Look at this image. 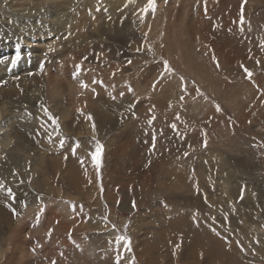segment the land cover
<instances>
[{
	"label": "rangeland",
	"instance_id": "1",
	"mask_svg": "<svg viewBox=\"0 0 264 264\" xmlns=\"http://www.w3.org/2000/svg\"><path fill=\"white\" fill-rule=\"evenodd\" d=\"M0 12L24 16H0V187L29 190L12 226L35 233L29 247L49 238L50 264H264V0H0ZM155 14L160 34L146 35ZM170 24L182 40H167ZM82 98L118 123L98 124ZM73 167L86 188L69 184ZM17 246L0 241V264Z\"/></svg>",
	"mask_w": 264,
	"mask_h": 264
},
{
	"label": "bare ground",
	"instance_id": "2",
	"mask_svg": "<svg viewBox=\"0 0 264 264\" xmlns=\"http://www.w3.org/2000/svg\"><path fill=\"white\" fill-rule=\"evenodd\" d=\"M165 1H167V0H165ZM132 2V1H131ZM124 4V3H123ZM127 4V3H126ZM132 6V5H131ZM81 9V8H80ZM73 11H75V10H73ZM43 12H45L44 13V16L43 15H39V16H36V20H39L38 18H40V16L42 17V19L40 20V22L42 23V24H45V23H51V26H53V23L52 22H54V20H53V18H50L52 15H50L49 14V18H48V15H47V13H49V11H43ZM217 12H219V11H217ZM216 12V13H217ZM1 15H5L6 17H8V18H11V19H13V20H15V21H17V20H20V21H23L24 20V16L22 17L20 14H15L14 16L13 15H9V14H7L6 12H0V16ZM27 15V17H28V14H26ZM132 15V14H131ZM45 16H47V17H45ZM68 16H69V13L67 12V15L66 14H62V15H59L57 18H58V21H59V19L60 20H62V21H64V20H67V18H68ZM133 16V15H132ZM26 17V16H25ZM38 17V18H37ZM134 17V16H133ZM30 18V17H29ZM159 19V17H158V15L157 14H155V15H153L151 18H149V19H147L146 20V27H145V30H144V34H146V35H148V34H150V33H154L155 35H157V33L158 34H160V32H159V30H160V22L161 21H159L158 20ZM195 15H193V18H192V20L189 22V28H190V30L191 31H193L194 33H193V35H195V37L197 38V39H195V37H193V39H195L200 45H203V44H205V42H204V39L202 38V37H200L199 35H196L197 33H198V30L196 29V26H195ZM26 20V19H25ZM18 22V21H17ZM173 23V22H172ZM208 23V22H207ZM197 25V24H196ZM169 26H171L172 27V29L174 30V31H168L169 32V34H168V37H167V40L169 41V42H177L178 40H182V38H180V37H178L177 36V33H176V30H175V27H174V25H169ZM45 27V26H44ZM206 28V27H205ZM209 28V27H208ZM27 29V28H26ZM44 29V28H43ZM34 30V29H33ZM206 30V29H205ZM225 30V29H224ZM28 31V30H27ZM39 31V30H38ZM118 31V30H117ZM124 31V30H123ZM215 31H217V30H215ZM36 32V31H35ZM34 32V33H35ZM126 32V31H125ZM166 32V31H165ZM167 32V33H168ZM216 33H218V32H216ZM208 34H209V32H208ZM223 34V33H222ZM106 36V35H105ZM216 36V35H215ZM220 36V35H219ZM86 37V36H85ZM84 37V38H85ZM157 37V36H156ZM215 38V37H214ZM217 38H218V35H217ZM188 40L189 41V43H196V41L195 40ZM208 39H209V37H208ZM220 39V38H219ZM211 40V39H210ZM158 41V40H157ZM145 42H147V41H144V43ZM156 42V41H155ZM229 42V41H228ZM211 43H212V40H211ZM210 43V44H211ZM1 44V43H0ZM55 44V43H54ZM146 44V43H145ZM156 44H157V42H156ZM197 44V43H196ZM230 45V44H229ZM226 47V46H225ZM20 48V47H19ZM200 48V47H199ZM85 49V48H84ZM182 50H180L181 51V54L183 55L184 53H185V49L184 48H181ZM201 49V48H200ZM202 50V49H201ZM47 51V50H46ZM169 51V49H165L164 50V53H166V52H168ZM200 51V50H199ZM40 52V54L41 53H44V54H47V53H45V52H43V51H39ZM16 53V52H15ZM39 54V55H40ZM22 55V54H21ZM25 55V54H24ZM38 55V54H37ZM26 56V55H25ZM40 56H43V55H40ZM101 56V55H100ZM39 57V56H38ZM45 58L43 57V59H42V61L44 60ZM185 62H187V63H190V61H192L191 60V58H188V59H185L184 60ZM131 63V62H130ZM49 64V61H48V63L45 65V66H47ZM124 64V63H123ZM125 64H128V62L127 63H125ZM193 65V64H192ZM108 66H110V65H107V67ZM194 66V65H193ZM113 68V67H112ZM114 70H115V67L113 68ZM5 74V73H4ZM6 75V74H5ZM9 78L8 77H6V78H1L0 79V82L2 81V83H0V98H2L3 100L5 99V96L7 95V94H9V89L6 87V86H8V85H10V84H7V85H5V86H2V84H4L7 80H8ZM17 79V78H16ZM82 81V80H81ZM12 82V81H11ZM6 83H8V81L6 82ZM10 83V82H9ZM13 83H15V82H13ZM21 83H24V82H22L21 81ZM16 84H17V82H16ZM85 84V83H84ZM93 84V83H92ZM12 85V84H11ZM89 85V84H88ZM94 85V84H93ZM28 85H26V87H27ZM82 86V85H81ZM95 86V85H94ZM6 87V88H5ZM87 87V86H86ZM15 88V87H14ZM88 88V87H87ZM94 87H92V89H93ZM86 89V88H85ZM19 89H17V91H18ZM57 91L59 92V93H63V92H61V89L58 87L57 88ZM71 91V90H70ZM69 91V92H70ZM68 92V91H67ZM66 93V92H65ZM17 94V93H16ZM68 94V93H67ZM32 95H34V96H36V94H32ZM31 96V95H30ZM85 97V96H84ZM83 97V98H84ZM80 99V100H78L77 102H83V103H85L87 106H88V108L90 109L89 110V114H91L93 117H94V119H96V120H94V121H96L98 124H104V127H106L109 123H118L117 122V120H115L114 122H104L105 121V119H106V117H105V114H104V112L102 111H97L96 110V108L97 107H93V105H92V102L90 101V100H88L89 98H85V99ZM63 99V98H62ZM30 101H31V99H30ZM33 101V100H32ZM15 102V101H14ZM73 102V101H72ZM0 103H2L1 101H0ZM16 103V102H15ZM69 103V102H68ZM13 105V104H12ZM11 104H10V106H12ZM16 106V105H15ZM14 106V107H15ZM101 110H104V109H101ZM3 109L1 108L0 109V115H3ZM107 115V114H106ZM88 119H92V118H90V117H87ZM113 119V117L111 116V120ZM123 120H127V118H123L122 120H121V118H119V122H120V125H121V122L123 121ZM91 122V121H90ZM94 124V123H93ZM89 124H87V126H88ZM119 125V126H120ZM134 126H136V125H133V127ZM7 132H5V134H6ZM48 134V133H47ZM16 137H17V141H19V137L16 135ZM9 137H8V135L6 134L5 136H3L2 135V137L0 136V168H3V167H6L7 166V163L6 162H4L3 160H1L2 159V157H1V155L4 153V151L6 150V149H8L9 148V146H10V142H8V139ZM16 142V141H15ZM18 143V142H17ZM15 149H17V151H18V147H16ZM128 151H130L131 152V154L132 153H136L135 152V149H133V148H128L127 149ZM13 152H14V150H13ZM29 152V151H28ZM16 154H17V152H16ZM138 154V153H137ZM10 155H12V154H10ZM152 155V154H151ZM13 158H14V156H12ZM120 157V159L122 158L121 157V155L119 156ZM138 158V157H137ZM92 160V159H91ZM135 160V159H134ZM137 160V159H136ZM9 161H13V159H10ZM15 161V160H14ZM118 156H116V158H115V163H117L118 164ZM122 161V160H121ZM156 161L158 162V160H157V158H155V157H151L150 159H149V162H150V164H153V166H152V168H148V165L146 166V173H147V175L148 176H150V175H152L153 173H151V172H155V168L157 167V163H156ZM11 164L13 163V162H10ZM132 163H133V161H132ZM134 163H135V161H134ZM134 163H133V165H134ZM120 164V167H122V168H120L119 169V171L120 172H122V173H125V175H126V177H132L131 175H130V172H129V170L124 166V165H126V164H121V163H119ZM149 164V165H150ZM127 166V165H126ZM130 168V167H129ZM88 170V169H87ZM90 173V172H89ZM89 173H86L84 170H82V168L80 167V168H77V167H73L72 168V171H71V173L68 175V177H67V180H69V184H71L72 186H73V188L74 189H78V190H82V189H84V188H86L87 187V185L89 184L88 183V181H89ZM121 173V174H122ZM15 174V173H14ZM135 175H137V176H141V174H140V172L139 171H137L136 173H135ZM146 175V174H145ZM145 175H142V176H145ZM12 179H13V181L15 182V180H17V177L15 178V177H13V176H10ZM123 177V176H122ZM130 180V179H129ZM133 179H131V181H132ZM5 191H8L11 195H12V200L11 199H9V198H6V197H1L0 196V241L1 240H3L4 238H14L16 241H17V243H18V246L16 247V248H13V250H12V253L14 254V255H12V258H13V260L15 261L14 262V264H36V261H37V263L38 264H50V263H48L47 261H45V256L48 254V252L47 251H45L46 249H45V246L49 243V238H47V237H45V234H42L41 236H42V238L41 239H43V237H45L43 240H42V242L41 243H38V244H36L35 245V249L34 248H32V247H29L28 245H29V242H28V240H30V239H32L34 242H35V240H34V235H35V233L34 234H25V233H20V231H21V227H20V221L18 220V221H16V223H14V228H12V226H13V221L15 220V219H18V213L20 212L19 211V209H18V207L16 206V204H15V201L16 200H18V199H21V198H23L25 195H27L28 193H29V190L28 189H26V188H23V187H15V186H9V187H0V192H1V194L0 195H3V193L5 192ZM15 193V194H14ZM59 194H60V197H62L63 196V193L62 192H60L59 191ZM110 194V193H109ZM122 196L123 197H125V198H128L127 196V193H125L124 191H122ZM109 199V198H108ZM126 201V203H127V199L125 200ZM63 204H64V207H63V219H65L67 222H70L69 220H70V218H71V216L73 215V213L75 212V207H74V204L73 203H69V202H62ZM122 207V206H121ZM123 209L125 210V208L123 207ZM121 210V209H120ZM81 215H84V214H81ZM85 216V215H84ZM242 222V221H241ZM16 224V225H15ZM65 224V223H64ZM80 224V223H79ZM37 225V224H36ZM38 226V225H37ZM67 227H69L70 228V231H71V234H84V232H83V228H86L83 224L82 225H78L77 223L76 224H73V223H69L68 225H67ZM90 230L92 229V227L91 226H89L88 227ZM194 228H195V230H197L196 228H199V229H202V230H204V228L203 227H200L199 226V224H197L196 226H194L193 227V229L191 230V232H193V230H194ZM198 229V230H199ZM50 230V229H49ZM40 230L38 229V231L37 232H39ZM43 231V230H42ZM200 231V230H199ZM260 231V230H259ZM46 232H48V231H46ZM261 232H263V231H261ZM191 234V233H190ZM257 234V233H256ZM256 236H258V235H256ZM261 236H262V234H261ZM192 237H194V240L196 241V238H197V235H194V236H191V238ZM3 238V239H2ZM207 237H204L203 239H206ZM237 238V237H236ZM260 239H261V237H260ZM222 240V239H221ZM24 242V245H22L21 244V242ZM226 241V240H225ZM263 241V240H262ZM224 242V241H223ZM39 245V246H38ZM38 246V247H37ZM51 249V248H50ZM199 249V248H198ZM51 253H53V251H52V249H51V251H50ZM236 252V251H235ZM62 254V253H61ZM60 254V255H61ZM34 255H37L39 258V260L38 259H36L35 261L33 260L34 259ZM59 255V256H60ZM93 255V254H92ZM236 256V255H235ZM57 257V256H56ZM59 259V258H58ZM61 259V258H60ZM63 260V259H62ZM232 263V262H231Z\"/></svg>",
	"mask_w": 264,
	"mask_h": 264
},
{
	"label": "snow or ice",
	"instance_id": "3",
	"mask_svg": "<svg viewBox=\"0 0 264 264\" xmlns=\"http://www.w3.org/2000/svg\"><path fill=\"white\" fill-rule=\"evenodd\" d=\"M150 3H152V0H150ZM16 59L17 60L19 59V55H17ZM245 71H247V69H245ZM249 76H251V73H249ZM85 87H86V85H85ZM93 159H94V162L96 163V165L99 166V164H100V160H99V150L97 151L96 154L93 155Z\"/></svg>",
	"mask_w": 264,
	"mask_h": 264
}]
</instances>
